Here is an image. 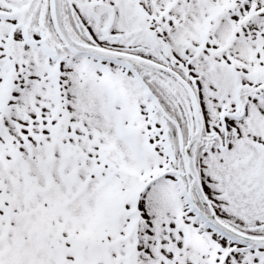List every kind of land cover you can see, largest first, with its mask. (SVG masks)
<instances>
[{"label": "rangeland", "instance_id": "rangeland-1", "mask_svg": "<svg viewBox=\"0 0 264 264\" xmlns=\"http://www.w3.org/2000/svg\"><path fill=\"white\" fill-rule=\"evenodd\" d=\"M169 1L140 0L155 16V22H159L158 17L168 20L169 27L159 30V35H162L176 60L187 62L190 56L186 55L195 52V46H199L203 39L200 29L204 27V20L200 5L198 0H195L193 13L187 15L186 6L180 1L179 5H175L168 13H165L164 9ZM237 1L239 10L234 11L235 14L232 16L225 12L222 22L210 36L209 41L213 44V49L224 44L232 28L235 30L237 26H239L238 29L243 27L242 29L246 30L244 36L248 39L260 43L264 41V0ZM87 2L88 0H68L69 10L85 21L97 42H105L100 30L102 24L95 22L87 24V20L91 21L86 10ZM37 6L38 13L44 17V5L40 3ZM205 7V4L202 5L203 9ZM253 10L255 15L261 12L256 18L257 22L253 19L242 25L243 15ZM36 17L37 15H33L32 19ZM14 24L16 23L12 20L0 21V96L8 97L6 114L0 119V214L4 215L3 199L7 204H23L21 191L26 180L33 179L40 188L39 191L47 196L64 192L66 186L59 172L62 171L66 175L70 171V165L65 170L62 165L72 164L73 170L77 163L78 178L81 181L89 177L92 179L86 183L83 194L65 206L64 211L68 212L67 217L61 211L56 213L57 220L52 221V226L54 230H59L64 224L63 233L66 235L71 228V235L81 234L83 238L94 239V242L107 240L106 242L110 245L113 242L116 244L109 248L108 245L102 248L98 244H85L83 250L74 252L67 248L63 251L59 249L62 264H80V260H77L79 256L85 264H264L260 254H256L253 261H248L254 249L246 250L239 247L237 250L238 245L235 247L226 238L211 233L210 228L193 218L182 191L181 181L175 172H171L175 170L173 168H167L164 172L162 170L168 167L169 157L165 151L166 142L162 135L163 122L150 120L157 108L152 105L156 110L151 108V112H147L146 108L150 104L147 94L143 92L141 94L132 76L123 67L111 64L106 71L104 69L108 65L106 62L89 57V63L87 57L72 56L67 50L61 48L59 53L64 55L65 60L56 65L59 56H53L40 45L41 30L37 27V22L31 25L29 32L31 37L39 43L37 42L34 48L27 43L19 44L20 57L15 60L13 52L16 46L9 48L6 37L12 35L17 42L22 41V30L20 27L14 29ZM115 31L122 30L116 28ZM128 37L125 35L121 43L125 45L131 42ZM135 39L139 42L144 40L143 37L140 40L137 36ZM133 42L136 43L135 40ZM189 42H192L194 47L189 46ZM226 47V52L216 56L215 60L227 61L229 68H233L235 63L237 66L233 69L235 72L242 66L239 73L241 81L256 84L253 82V77L256 75L253 58L246 40H237ZM205 50L210 53L208 44ZM260 55L261 52L257 51V56ZM262 58L264 59V54ZM232 59L234 63H231ZM191 62L189 68L192 69L191 74L196 78L206 126L218 128L221 123V114L228 110L231 93L227 92L226 97L218 95L220 85L200 74V70L195 69L194 61ZM12 63L15 64L16 75L10 69ZM56 66L61 72L59 80L52 72ZM224 73L226 82L232 84V78L227 69ZM220 74L223 75L222 72ZM58 82L62 84L60 86L62 91H59L57 87ZM176 91L181 98L180 89L177 88ZM182 96L184 97L181 98L183 106L179 104L181 117L174 118L178 120L184 136L189 137L192 133V116L188 109L190 99L185 90ZM61 98L66 99L65 108L69 112V120L75 122L68 126L63 138L60 133H54L52 130L58 121L59 114H62L57 107ZM232 110L233 108L230 109L231 112ZM244 112L241 119L229 114L226 120L231 126L241 128L242 125L246 127L247 123L253 120L264 119V89L252 96ZM137 127L139 134L134 133L138 131ZM1 130L5 132L2 133ZM66 138L68 141H65ZM253 138L259 145L264 142L262 135L253 136ZM52 141L55 142L53 150L49 148ZM64 142H70L73 146L64 151ZM14 144L23 153L25 167L20 159L14 161L16 158L13 153ZM262 148L264 149V146ZM52 152L53 165H50L49 159L44 169L45 159ZM73 158L75 162L72 161ZM103 160L110 163L108 172L93 173L94 166ZM13 164H16L20 170L13 167ZM49 168L52 171L50 173L52 179L46 172ZM207 168L208 163H203V169L207 174L204 187L211 198L219 204L220 214L232 218L239 224L251 226L250 222H246V218L229 211L228 203L225 199H221L223 193L214 190L216 183L211 174L207 173ZM121 170L137 174V181H131L127 177L122 178ZM143 176L147 180L143 181L146 186L141 189L139 179ZM102 177L104 192L110 180L116 181L121 189L128 186L133 189L130 196L136 199L138 207L131 208L132 204L129 203V209L123 214V216L128 215V219L123 218L122 223L116 220L117 213L109 210L113 202L117 211L116 199L119 198L121 190L116 191L115 196L111 194L105 202L99 201L102 196L97 197L94 192L100 185ZM257 179L260 181L261 178L257 177ZM78 185L81 184L76 183L73 192L77 190ZM26 188L28 190V186ZM71 195L72 193L68 192L66 194L67 198ZM86 197L88 199L85 202ZM100 208H102L101 214ZM121 217L122 215L119 216ZM18 219L12 217L11 222L18 223L15 226L26 225L21 235L26 241V246L31 248L33 239L29 231L33 224L32 222L26 224L25 219H21L20 216ZM1 222L5 224L6 220L2 217ZM256 226L264 227L263 224ZM16 229L8 233L0 229V264H14L10 258L13 255L12 249L15 244L13 236L16 235ZM50 235L54 233L50 232ZM119 235L123 236V241L120 243L117 242ZM98 237L99 240H97ZM79 239L74 237L73 241L66 242L69 245L79 244L80 247L84 240L78 241ZM104 252L108 254V258L103 255ZM126 254L131 255V260H125ZM51 260L56 261L54 258ZM20 264L28 263L22 261Z\"/></svg>", "mask_w": 264, "mask_h": 264}, {"label": "trees", "instance_id": "trees-1", "mask_svg": "<svg viewBox=\"0 0 264 264\" xmlns=\"http://www.w3.org/2000/svg\"><path fill=\"white\" fill-rule=\"evenodd\" d=\"M171 1V0H170ZM168 2L167 6L165 7V13L171 8L176 5L180 0H172L171 2ZM122 5V15L121 18L128 19L129 21V27L130 29L133 28V30H138L140 32L139 34H143L146 29L148 30L153 29L152 27L154 23V15L150 13V11L146 8L145 4L140 2V0H133L129 5L124 4V0H120ZM127 2V1H126ZM237 0H226V12L231 8L234 4H236ZM185 5L188 7V13H192L193 9L195 8V0H184ZM200 6H202L203 3H206L209 10H213L214 8H219L220 13L217 15V18L215 19L214 23L211 24V26H207L205 24V31H204V41L202 43V46L198 48L196 54H187V56H214L216 53H222L224 50H211L210 53H207L204 49L206 48V44L210 42V36L212 35L214 29L217 27V24L219 23L221 17L223 16V0H199ZM233 6V7H234ZM202 15L204 19L208 17L203 13V8L201 9ZM258 20V19H257ZM242 23H246V19L241 20ZM162 23V22H161ZM163 23V25H165ZM241 23H239L240 25ZM162 28V24L160 25ZM168 26V25H167ZM240 37V35H239ZM242 40H245L242 39ZM233 38L230 39V44L232 43ZM211 43V42H210ZM228 45V43H227ZM250 48V52L252 56H256L253 58L255 63V69L257 70V75H255V83H258L257 85L254 84H242L240 81L233 80L232 84L226 83V81L223 78H219L217 81L221 83V90L218 91V95L222 97H226L227 92L231 93V97L229 98L228 103V110H226L224 113L221 114V121L222 123L219 124L218 128H208L206 126L203 138L201 139L198 147V158L203 163H208L207 173L213 175V179L216 183V190L223 193L221 195V199H228L226 203H230L229 210L233 211L239 215H242L246 217V222L251 223V226H245L241 225L239 223H235L230 218H226V215H224V218L229 223H233V225L237 226L243 231L246 232H256V233H264V227H257L256 225L262 224V220L264 219V184L258 182L256 178H253L252 175L255 174L252 170L251 172L245 173L242 168H245V164L241 160H237L236 164H229L226 165L223 161V155L226 151V148L231 146V148H238V145L240 144L238 137L239 130L237 128H232L229 126V124L225 121L226 116L231 114L235 115L237 117L242 116V114L245 111V106H247L250 101L251 97L254 96L257 92H260L261 89H264V59L262 58V55L264 54V41L261 42L259 45L256 44V46H248ZM210 49H212L210 47ZM156 52L159 49H154ZM257 51L261 52L260 56H257ZM195 58V57H194ZM193 57H190L189 61H192ZM235 62V61H234ZM227 65V64H226ZM177 68L182 72V74L193 83L195 80L194 76L191 75L190 70L185 68L183 65L176 64ZM211 67V68H210ZM215 67H218V65H215ZM202 73L208 77L210 76V70L213 69L212 63L205 59L203 61V64L201 66ZM142 73V72H141ZM230 74L233 75L230 71ZM153 76H143L146 83L150 86V89L156 94L158 97V100L160 101L161 105L168 111L169 114H171L173 117L178 116L181 117V108L178 104L182 103L179 95L176 91V89L167 81L163 79H154ZM212 78V77H211ZM61 84H59V91H62L60 88ZM196 87V86H195ZM233 101V103H232ZM8 103V97L4 98V102L2 105L0 104V114L6 113L7 110V103ZM66 99L61 98L60 103L57 104L58 110L60 109L62 111V114H59L58 121L54 124L52 127V130L54 133H60V136L62 137L64 134L67 133L68 126L73 125L75 122L69 120V112L65 108ZM232 112L230 109H232ZM161 111H159L160 114ZM56 115V114H55ZM68 118V119H67ZM2 133L5 131L1 130ZM8 135V134H7ZM6 136V135H5ZM68 137V136H66ZM63 138V137H62ZM243 140V139H242ZM11 141V139H10ZM65 141H68L66 138ZM55 142L52 141L50 143L49 148L52 150L54 149ZM64 151L67 150L69 147L73 146L70 142H64L63 143ZM15 151V160L20 159L22 161L23 167H25V161L22 158L23 153L19 151V148L16 144H14V150ZM232 149V150H233ZM232 152V151H231ZM53 152L52 154L48 155L45 159V164L50 159V165H53ZM209 159V161L207 160ZM73 162H75V158L72 159ZM64 163V159L62 160ZM44 164V165H45ZM14 167L17 168L16 164H13ZM70 165V171L67 172L65 175L62 171H60V175L63 178V181L65 183L66 189L64 192H56L54 195L51 194L48 196L42 192L39 191V187H34V180H26L23 189L26 188L25 185H33L32 191L30 193L29 190H22L23 195V205H15L12 203L10 204H4L5 208V216H3V219L6 220L5 224H0V229H2L5 233H8L11 230L16 229V235L14 237L15 244L13 245V255L11 256V260L14 264H20L22 261L27 262L28 264H58L61 262V249L67 248L69 251H75L76 247L72 245H69L66 240L67 239H74V237H80L81 234L77 235H71V228H69V234L63 233V227H61L59 230H54L52 226V219L49 218V216L52 214L53 216H56V213L63 212L65 213V217H67L68 212L64 211V208L66 205L70 204L71 202L75 201L76 198L80 195H82L83 191L86 189V183L92 179L91 177L87 178L85 181H81L78 178V164L75 163V168L72 170L73 166L72 164L64 163L62 165V168L65 170L67 166ZM167 168H173L180 176V178L184 181L185 185L187 186V182L189 180L188 173L185 169L183 160L179 154L176 155L175 158H169V164L168 167L163 168V172L167 171ZM203 168V167H201ZM46 169V167H44ZM110 169V163L105 162V160L97 163L94 168L92 169L93 173L101 174L103 171H107ZM122 178L127 177L131 181H137V174H130L126 170H121ZM205 170L202 169L201 172L203 173L202 176L205 179L207 174H204ZM49 175V178L52 179V176L50 173H52L51 168L47 169L46 171ZM262 174V173H261ZM110 175V174H108ZM141 178V177H140ZM140 180V188L143 189L146 185L143 181L147 180L145 176H143ZM77 184L78 188L75 192H73V187ZM104 183V178L102 177L100 179V185L95 189V193L97 197L102 198L99 201L105 202L106 198L111 197V194L115 196L116 191L121 190V194L118 196L120 198V205L122 201L128 202V201H136L135 198H131L130 193L133 191L131 186H128V188L121 189L116 183V181L110 180V183L107 185L106 191L104 192L102 186ZM72 193L70 198H67L66 194ZM93 192V193H94ZM30 198L32 200V204L30 203ZM89 198V196H88ZM85 198V202L88 199ZM111 199V198H110ZM49 201V206H47L44 202ZM89 201V200H88ZM112 201V200H111ZM113 203V202H112ZM111 203L109 206V210H112L117 213L116 220L120 223L124 222L123 218H126L123 216L125 212H123L124 207L122 209H119L117 207V211L115 209V206ZM218 209L220 208L219 204H217ZM102 209V208H100ZM102 210H99V213L101 214ZM221 212V209L219 210ZM51 213V214H50ZM119 218V216H121ZM25 218L26 224L28 222H32L33 226L30 228V235L31 239L35 241L36 246L33 249H30L28 246H26V241L23 240V236L21 235L22 229H24V226H15L16 224H12L10 222L12 217L16 218ZM7 217V218H6ZM108 219V218H105ZM19 220V219H18ZM56 221V220H55ZM78 226L77 224H75ZM50 232H53L54 235H50ZM68 241V240H67ZM107 240H104L103 242H98V245L100 246H106L109 248L111 245H115L116 243H112L111 245L106 242ZM123 236L118 237L117 242H122ZM87 242L94 244V242L91 239H87ZM49 248V250H47ZM58 250V252H57ZM262 252L261 256L264 261V246L263 248L258 247L254 252L250 253L251 255L248 257V261H253V257L256 254H259ZM51 258H54L56 261L53 262ZM65 260V258H64ZM125 260H131V255H125ZM84 264V263H83Z\"/></svg>", "mask_w": 264, "mask_h": 264}, {"label": "water", "instance_id": "water-1", "mask_svg": "<svg viewBox=\"0 0 264 264\" xmlns=\"http://www.w3.org/2000/svg\"><path fill=\"white\" fill-rule=\"evenodd\" d=\"M105 5L102 2H94L90 4V7L93 8H99L100 6ZM51 11L54 15L55 25L58 29V32L63 37L65 42H67L72 48L79 51H85L90 52L92 54H95L97 56L105 57L108 59H118L123 58L127 61L129 65L132 64H138L147 68H150L152 70L162 72L169 75V78L173 81H176V83L179 84L180 87H184L189 92V96L191 99V106H192V114L196 125V131L195 134L191 137L189 142L186 145L185 148V154H186V167L187 170L190 172L192 181L189 186V191L191 194L192 199L194 200V191L196 192L198 198L203 204H207L209 207H211V203L209 202L204 189L202 187L200 174L196 165V155L190 153V148L194 141L200 137L203 131V119L199 108V102L196 95V92L192 85L176 70L172 69L171 67L165 66L161 63H158L156 61H153L149 58H144L135 54H129L124 52H118V51H110L105 50L99 47L94 46H88L84 44H78L71 38H69L66 35V31L63 25L62 21V12H61V0H51ZM19 12H4L0 10V15H8L13 16L17 15ZM109 29V25L106 28ZM168 141H169V148L171 152H174L175 146H174V140L171 133L167 134ZM183 144L181 143V147ZM203 217L209 221L210 224L216 226L218 229H220L222 232H224L226 235L230 236L236 241L250 244V243H256V244H264V236H252L245 233H242L240 231L235 230L234 228L228 226L223 221H221L218 216L213 212H203L200 211Z\"/></svg>", "mask_w": 264, "mask_h": 264}, {"label": "flooded vegetation", "instance_id": "flooded-vegetation-1", "mask_svg": "<svg viewBox=\"0 0 264 264\" xmlns=\"http://www.w3.org/2000/svg\"><path fill=\"white\" fill-rule=\"evenodd\" d=\"M21 7V5H17V4H7L6 5V7H5V9H7V10H10V9H12V8H20ZM32 6H31V8H30V12H29V14H31L32 12ZM28 14V15H29ZM27 15V16H28ZM103 19L104 20H106L107 19V15H104L103 17H102V21H103Z\"/></svg>", "mask_w": 264, "mask_h": 264}, {"label": "bare ground", "instance_id": "bare-ground-1", "mask_svg": "<svg viewBox=\"0 0 264 264\" xmlns=\"http://www.w3.org/2000/svg\"><path fill=\"white\" fill-rule=\"evenodd\" d=\"M46 22H47V20H46ZM180 93H181V98H184V97L182 96V93H184V90H183V88H182V89H180Z\"/></svg>", "mask_w": 264, "mask_h": 264}]
</instances>
